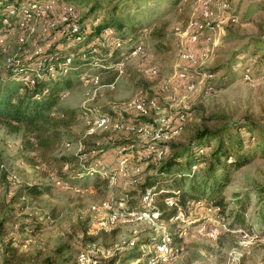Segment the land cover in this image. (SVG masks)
Returning <instances> with one entry per match:
<instances>
[{"label": "rangeland", "instance_id": "rangeland-1", "mask_svg": "<svg viewBox=\"0 0 264 264\" xmlns=\"http://www.w3.org/2000/svg\"><path fill=\"white\" fill-rule=\"evenodd\" d=\"M72 1L79 8L80 14L91 21L98 17L106 21L105 17L110 15V10L115 6L114 17L133 11L137 12L136 17L142 16V22L149 23L154 18L151 19L147 14L145 9L148 6L162 4L168 8H163L160 12L162 6H159L158 15L152 24L140 32L137 37L138 50L128 56L124 72L117 76L113 87L107 86L105 80L100 83H74L60 96L58 105L73 108L74 118L49 155L85 150L83 155L92 157L105 152L103 160L108 169L113 170L117 163L113 159L117 160V155L111 146L115 141L129 140L134 142L126 149L132 156L127 160L128 168L131 167L140 161L141 154L138 151L142 144L141 137L111 129L93 128L90 131V125L85 124L83 116L77 112L82 105H88L91 110L101 113L115 114L118 110L126 112V101L140 95L154 98L158 105L149 110V120L164 116L170 117L172 121L177 113H188L180 133L169 140L165 158L183 151L202 127L215 128L236 121L244 115L264 122V80L243 79L241 67L245 57L240 53L250 36L258 35L264 26V0H224L228 3L227 7L213 17V25L206 31V35H210L207 40L209 57L197 68L181 61L176 43L180 37H184L183 31L188 21L198 15V0H182L172 6H165L164 0H141L131 5H126V0ZM231 15L235 20H231ZM130 19L129 17L128 20ZM152 25H164L165 38L161 48L156 45L160 38L153 37L149 32ZM33 37L34 40L37 38ZM33 37H28L27 41L32 42ZM253 62V71L256 73L261 66L257 60ZM151 64L157 66V75L144 72ZM180 67H186L187 82L196 84L194 90H186L181 84L183 81L175 77ZM209 69L214 71V87L208 92L205 86L211 76L203 74L208 73ZM164 81L172 82L168 89H164ZM7 84L12 87L14 83ZM4 87L5 85H0V93L4 91ZM50 113L59 115V111L55 110ZM254 136L257 145L261 137L258 132ZM216 142V139L211 142L212 147ZM259 146L261 149L256 155L231 171V181L223 191L226 206L221 216L226 221L225 225L231 220L234 193L254 190L256 186L264 185V146ZM23 153L19 133H8L0 124V219L5 217L0 224V262L4 242L10 236H22L21 244L16 245L18 253L22 255L17 264H42V258L47 255L55 257V264H76V254L82 248L93 245L101 250L124 245L135 238L136 233L145 234L149 230L145 222L133 219H116L113 224L110 223L114 212L124 210L131 199L136 202L137 196L132 194L137 182L133 181L131 186H127L125 180L128 177L118 174L116 180L108 185L103 177L88 174L76 176L71 168L66 172L69 164H63L58 159L49 156L45 161H28ZM106 160L108 163L115 162L108 164ZM154 162L149 161L143 170H149L151 165H155ZM175 167L173 166L174 169ZM54 175L69 176L77 189L54 184ZM11 179L17 185H10L8 181ZM24 182L45 183L48 191L36 197H20L9 201L13 191ZM105 200L108 201V206L104 207L102 202ZM260 204L252 196L246 224L221 227L217 237L211 239L206 235L210 222L205 208L194 201L187 203L186 221L180 225L181 236L174 237L173 241L178 247V253L165 264H264V241L257 238L264 237V224L253 217ZM28 220L39 221L36 223L40 227L33 230L22 229L21 224ZM168 223L170 222L164 221L166 227ZM153 231L156 234V230ZM243 237H250L244 238L249 240L245 244L241 242ZM61 243L66 244L67 249L62 254L66 258L60 263L51 249ZM151 244L147 242L139 245L140 254L137 256L141 258L144 256L143 252L152 250ZM126 247L129 246H124ZM128 249L124 250L119 264L138 262L134 257L126 256L132 250ZM98 253L101 255L100 251ZM101 260L107 264V259Z\"/></svg>", "mask_w": 264, "mask_h": 264}, {"label": "trees", "instance_id": "trees-1", "mask_svg": "<svg viewBox=\"0 0 264 264\" xmlns=\"http://www.w3.org/2000/svg\"><path fill=\"white\" fill-rule=\"evenodd\" d=\"M66 1L73 3L72 0ZM140 1L126 0L125 3L126 5H131L134 2L137 4ZM179 1L182 0H164V3L165 6H172L178 4ZM73 4L75 5V3ZM159 6L160 8L162 6L160 12H162L163 8H168L161 4L152 7L148 6L145 9L151 19H155L158 15L157 8ZM114 9L115 6L110 10V15L106 16L107 18L105 17L106 21L102 18L100 19L98 16V18L91 21L87 16L80 14L79 20L81 24L79 28L82 34L81 40L71 43L70 38L72 35L60 38L58 41L60 48L54 50L55 61H61L69 50H72L74 54L65 72L56 70L52 76H42L32 86H25L20 80L14 78H7L0 82V85H5L4 91L0 93V124L8 133H19L20 148L24 152V158L28 159V161H45L50 156V158L58 159L63 164H69L66 172L71 168L70 170L75 171L76 176H83L87 175L84 173L83 167L90 163L93 157L99 156L93 155L92 157L79 159V156L83 155L82 152L85 150L59 154L57 156L49 154H51L50 152L55 148L57 143L61 141L65 128L70 125L74 118L73 108L58 105L60 96L70 89L74 83H82L78 78L79 73L93 62L98 64L95 67V72L102 77L103 81H112L116 76L113 64L121 51L129 53L137 45V37L140 32L149 27L154 20L152 19V22L144 23L140 19L142 16L136 17L135 14L137 12L133 13V11H129L124 16L114 17ZM142 11L144 12V10ZM129 17L131 18L130 20H128ZM107 26L112 27V33L109 38L119 40L121 45L116 46L109 38L107 41L103 40L102 36H99V41L94 43V46L97 48L92 50L87 45V41L94 35H98ZM149 32L153 37L160 38L156 42V45L161 48L162 43H164L163 38H165L163 36L165 33L164 25H152ZM240 53L245 57L241 71L257 60L261 69L254 74L264 73V26L258 35L250 36L245 48L241 49ZM209 73L214 74V71L209 69ZM207 80V83H210L214 87V77ZM9 82L15 85L9 86L7 84ZM20 87L22 88L21 91H19ZM78 109L79 112L77 113L83 116V107ZM53 110L59 111V115H52L50 112ZM255 132H258L261 137L257 145H255L254 140ZM215 139L217 140L216 145L212 147L211 142ZM114 144L131 145L134 142L122 140L115 141ZM259 144L264 146V122L256 121L247 115L215 128L202 127L196 132L195 138L187 144L183 151L164 158L158 165H151L149 170L144 171L142 179L136 184V189L132 194L137 196V200L135 202L131 199L129 205L125 207L124 212L130 214L131 212L142 210L140 197L147 188H151L154 196V209L159 212V218L170 222L167 227L165 225L167 231L171 232L173 239L174 237L181 236L182 227L172 220L173 216L179 210L186 211L187 203L198 200L202 201L204 205L219 207L222 214L226 206L223 191L231 181V171L242 166L252 156L256 155L261 149ZM173 166H176L175 169ZM62 172L64 171L62 170ZM91 176L102 178L97 172ZM55 179L68 185H74L70 181L69 176L54 175L53 180ZM46 191H48V187L45 183L24 182L19 184L16 190L13 191L9 201H14L20 197H36ZM252 196L256 197L261 203L260 208L256 210L253 217L257 222L264 224V185H259L254 190H244L241 193H234L235 199L233 201L234 207L231 208V220L226 223L228 228L229 226L246 224L249 217L247 209ZM167 197L172 199L171 205L166 203L165 199ZM4 219L5 217L2 220L0 219V224ZM221 219L224 223L226 222L222 216ZM36 222L39 221H25L21 224V228L36 229L40 227ZM20 237L22 236H10L5 240L0 264H17L22 259V255L18 253L16 248L17 244H21ZM143 237H147V239ZM155 240H157L156 234L150 227L145 234L136 233L135 238L130 240L133 243H126L115 251L111 257L107 258V264H119L124 250L128 248L132 250L128 251L126 256H132L134 259H137L138 262L136 264H146L147 259L153 255V252L150 250L145 251L142 253L144 256L140 258L137 256L140 254V252L138 253V246L147 242L152 243ZM124 246L129 247L124 248ZM66 249L67 245L63 243L51 249V252L60 259L57 262L61 263L64 260L63 258H66L65 255H62ZM141 259L142 261L140 262L139 260ZM55 260L53 255H47L42 258L41 263L55 264Z\"/></svg>", "mask_w": 264, "mask_h": 264}, {"label": "built area", "instance_id": "built-area-1", "mask_svg": "<svg viewBox=\"0 0 264 264\" xmlns=\"http://www.w3.org/2000/svg\"><path fill=\"white\" fill-rule=\"evenodd\" d=\"M227 5L228 3L224 0H198V15L188 21L185 31H183L184 37H180L176 43L178 55L183 63L194 68L205 63L210 53L207 46L210 35H206V31L213 25V17L221 13ZM229 17L231 20H235L233 15ZM79 19V9L72 2L66 0H0V82L7 78H14L20 80L25 86H32L39 78L52 76L56 70L65 72L74 55L73 51L69 50L61 61H55L54 50L60 48L58 41L61 37L72 35L71 43L82 39ZM111 33L112 27H104L98 35H94L87 41V45L95 50L97 47L94 46V43L99 41V36L108 41ZM30 36L37 38L34 40L33 37L32 42H28L27 38ZM110 41L116 46L121 45L120 41L115 38H111ZM137 50L138 45L133 47L129 53L121 51L113 64L116 76L112 81L106 82L107 86H114L117 76L124 72L128 56L136 53ZM97 66L98 64L93 62L79 73L78 78L82 83L103 81L102 77L95 72ZM144 72L157 75L158 68L155 64H151L144 69ZM241 74L247 81H253L256 78L264 80V73L255 75L251 64L246 66ZM203 75L212 77L213 73L208 72ZM175 77L183 81L181 84L186 90L196 88L195 83L187 82L186 67H180L176 71ZM171 83L164 81V89H168ZM205 88L208 92L213 90L210 83H207ZM21 90L20 87L19 91ZM82 107L84 122L90 125V131H93V128L111 129L126 131L141 137L142 144L138 151L141 154L140 161L131 167L128 168L127 160L132 156L126 151L128 148L126 144L116 146L117 163L113 170L108 169L101 154L93 157L92 161L83 167L85 174L92 175L97 172L106 178L108 185L116 180L118 174L128 177L125 180L127 184H132L133 181L138 183L144 175L145 164L155 161V165H158L165 158L169 140L180 133L188 116L187 112L181 111L172 121L170 117L165 118L164 116H157L153 120H149L147 118L149 110L158 107V105L154 98L149 99L144 95L127 100L124 105L126 111H123L124 113L120 110L115 114L101 113L91 110L88 105H82ZM80 158L86 157L81 155ZM8 183L17 185L12 179ZM53 183L77 189L75 184L68 185L58 179L53 180ZM153 197L151 188H147L140 197L142 210L130 214H126L124 210L114 212L110 223L113 224L116 219H133L143 221L148 227L156 230L157 240L152 242V250H150L153 255L147 259L146 264H165L172 256L177 255L178 247L174 245L173 235L167 231L164 220L159 218V212L154 209ZM165 201L168 205L173 202L170 197H167ZM195 203L205 208L207 219L210 222L206 228V235L209 238L215 239L221 227L228 228L221 219L219 207L204 205L199 200ZM102 206H108V201H103ZM186 215L184 210H179L172 220L177 225H181L186 221ZM244 238L250 237L242 238L241 242L245 244L249 240ZM257 238L264 241V237ZM126 243L132 244L133 241ZM122 246L114 245L112 248L101 250L93 245L87 246L77 252L75 262L76 264H106L101 258L111 257ZM98 251L101 252V255Z\"/></svg>", "mask_w": 264, "mask_h": 264}, {"label": "crops", "instance_id": "crops-1", "mask_svg": "<svg viewBox=\"0 0 264 264\" xmlns=\"http://www.w3.org/2000/svg\"><path fill=\"white\" fill-rule=\"evenodd\" d=\"M262 1H263V0H262ZM179 2H180V1H179ZM131 145H132V144H131ZM116 146H117V144H116V145L114 144V145L111 146V149L113 150L114 154H116ZM107 151H108V150H106V152H107ZM104 153H105V152H104ZM104 153H101V156H103ZM103 157H104V156H103ZM115 158H116V156H115ZM113 160L116 161V159H113ZM106 161H107V160H106ZM115 161H109V163H113V162H115ZM107 163H108V161H107ZM109 163H108V164H109ZM125 183H126V182H125ZM126 185H127V186H131L130 184H127V183H126Z\"/></svg>", "mask_w": 264, "mask_h": 264}]
</instances>
